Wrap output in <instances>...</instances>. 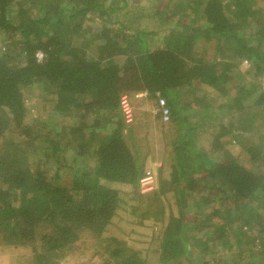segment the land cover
Instances as JSON below:
<instances>
[{
	"label": "trees",
	"instance_id": "obj_1",
	"mask_svg": "<svg viewBox=\"0 0 264 264\" xmlns=\"http://www.w3.org/2000/svg\"><path fill=\"white\" fill-rule=\"evenodd\" d=\"M127 3L0 0V245L55 264L91 240L88 264H147L100 237L124 203L105 183H124L149 198L140 218L168 193L177 207L156 264H264V0H153L150 29L119 18ZM139 92L169 109L156 148L121 116Z\"/></svg>",
	"mask_w": 264,
	"mask_h": 264
},
{
	"label": "rangeland",
	"instance_id": "obj_2",
	"mask_svg": "<svg viewBox=\"0 0 264 264\" xmlns=\"http://www.w3.org/2000/svg\"><path fill=\"white\" fill-rule=\"evenodd\" d=\"M153 0H128V3L125 7L120 10L119 18H128L130 21L131 28H142V29H150L153 27V20L151 21L150 18L146 16L145 8L152 4ZM110 4L107 6L109 7ZM133 8V10H132ZM135 8V9H134ZM131 10V14L129 16L128 12ZM149 20V21H148ZM97 23H92V27L94 28ZM91 26V25H90ZM129 27V26H128ZM39 52V51H37ZM37 58V57H36ZM243 67L248 64L247 62L242 63ZM260 80V78H258ZM209 91V88H207ZM37 90L32 91L31 98L35 97L37 94ZM212 93V92H211ZM221 99L218 100L216 98V103H220ZM32 108L31 103H28V110L30 111ZM142 107L139 104L135 103L134 113H133V121L135 119L137 122L140 120V116H142ZM44 116L43 119L48 118V111L43 112ZM30 116V115H28ZM130 122V123H131ZM127 124V123H126ZM129 124V123H128ZM147 129L143 127H138L137 132L135 135L138 138L143 137L144 132ZM153 135V138L157 143L154 145L155 148L158 147L160 139L154 129L148 130ZM148 135V133H147ZM158 136V137H157ZM171 139H168L167 142H171ZM153 145V146H154ZM238 147H236L237 149ZM234 151V150H233ZM234 153V152H233ZM158 158V154H155ZM159 166V163L153 164V172L156 171V167ZM151 169V168H150ZM149 170V169H148ZM150 170V171H152ZM53 172L50 171L49 174ZM156 177V173H155ZM154 178V177H153ZM69 180V178H67ZM68 182V181H67ZM155 185H157V181L154 178ZM107 186H111L119 190V195L123 199L124 203L121 204V211L118 210L116 216H114L110 223L106 226L105 231L100 234L104 237L114 236L121 241H124L126 245L137 249L141 252V255L146 259L147 264H156L157 263V249H158V240L163 222L166 223L167 219L165 218L169 212L175 214L177 207L175 205L174 200L170 193L167 196H162L161 198H155L152 201V205H156L163 210V214H167L162 217H154L152 214L147 215L144 218H140V214L143 211L146 203L148 202L149 198L143 196L142 199L136 201L135 194H131L130 188L125 185H117L111 183H105ZM154 185V184H153ZM154 187V186H153ZM152 190V189H150ZM141 193V191H139ZM148 191H144L142 193H146ZM133 193V192H132ZM146 195V194H145ZM151 197V196H150ZM153 198V197H152ZM188 204H192L188 202ZM165 218V219H164ZM164 219V220H163ZM31 245H0V264H36V259L34 253L31 251ZM101 249L96 246L91 240L87 241H80L77 240L72 247H69L66 250V254L63 255L64 257H56L53 259L55 264H88V263H99V254Z\"/></svg>",
	"mask_w": 264,
	"mask_h": 264
},
{
	"label": "crops",
	"instance_id": "obj_3",
	"mask_svg": "<svg viewBox=\"0 0 264 264\" xmlns=\"http://www.w3.org/2000/svg\"><path fill=\"white\" fill-rule=\"evenodd\" d=\"M138 94H141V95L136 96L134 94L133 97L131 98L133 113H134L135 103L139 104V106L142 107L143 111H142V116H140V120L137 122V120L135 119V122L133 121L132 127L135 129H138V127H143L145 129H147V131L154 129L156 131L157 135L159 134L158 136H161L159 131H158V125H160L163 121L159 117L160 114H159L158 108L156 107L155 100L154 99L149 100L147 97V94L145 92H139ZM154 138H153V135L150 132H148L147 142L150 141L151 145H154L155 143H157L155 141L156 138L155 139ZM140 140H141V142H146L145 138H143V137H141ZM143 145H145V143ZM154 163L157 164L158 161L151 162L149 170H152ZM111 184L125 185L124 183H111ZM125 186H127V185H125Z\"/></svg>",
	"mask_w": 264,
	"mask_h": 264
},
{
	"label": "built area",
	"instance_id": "obj_4",
	"mask_svg": "<svg viewBox=\"0 0 264 264\" xmlns=\"http://www.w3.org/2000/svg\"><path fill=\"white\" fill-rule=\"evenodd\" d=\"M36 57L37 60H41L42 58V53L41 52H36ZM136 96H140L141 94H135ZM119 108L121 112L122 119L125 123H130L133 119V108L131 105V99L129 96L123 94L119 98ZM158 110L160 117L163 122L168 121L169 119V109L166 106L165 100L163 98H159L158 100ZM139 187L141 192L148 191L153 188L154 184V178L152 174L147 171L143 177L139 179Z\"/></svg>",
	"mask_w": 264,
	"mask_h": 264
}]
</instances>
